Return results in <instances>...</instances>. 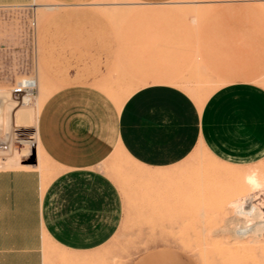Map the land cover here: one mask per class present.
Wrapping results in <instances>:
<instances>
[{
	"label": "rangeland",
	"instance_id": "374dc122",
	"mask_svg": "<svg viewBox=\"0 0 264 264\" xmlns=\"http://www.w3.org/2000/svg\"><path fill=\"white\" fill-rule=\"evenodd\" d=\"M194 1L202 0L159 5L95 0L81 7L8 0L10 6H0V170H11L7 160H22L27 151L28 170L40 173L42 187L62 172L47 158L39 138L25 144L17 128L25 125L23 132L34 133L50 96L68 87L98 88L118 107L155 83L179 86L198 101L240 80L264 88V55L255 56L253 73L233 80L229 56L194 52L212 51V33L220 36L230 29L214 22V5L195 6ZM250 12L246 4L229 2L217 10L229 21ZM253 13L259 23H240L239 31L264 24V11ZM203 33L211 37H197ZM22 78L37 81L30 91L34 108L22 106L12 93ZM35 109L39 114L34 117ZM22 113L31 119L21 118ZM204 147L199 143L183 160L160 169L141 166L116 149L101 169L122 196L121 224L91 256L93 263L77 259L71 264H264V217L263 224L251 222L255 231L244 235L239 232L245 224L231 222L233 203L247 195L256 213L264 214V159L230 166ZM46 247L53 255L67 254L54 244ZM52 264L69 263L57 258Z\"/></svg>",
	"mask_w": 264,
	"mask_h": 264
},
{
	"label": "crops",
	"instance_id": "0c3cea01",
	"mask_svg": "<svg viewBox=\"0 0 264 264\" xmlns=\"http://www.w3.org/2000/svg\"><path fill=\"white\" fill-rule=\"evenodd\" d=\"M7 1H0V6H10ZM51 1L81 7L95 0ZM136 1L159 5L174 0ZM228 2L246 4L251 12L224 19L217 10ZM192 4L214 5V22L230 26L220 36L217 30L212 33V51L194 52L229 56L227 69L234 72L233 80L253 73L255 56L264 55V24L262 31L256 25L239 31L238 24L259 23L253 12L262 14L264 0ZM97 89L65 88L51 95L40 111L39 142L47 158L62 169L46 189L36 169L0 170V264H52L57 258L69 264L77 259L93 263L91 256L109 242L123 218L122 196L101 169L118 148L135 163L153 169L173 166L199 143L230 166L264 159V88L252 80L225 84L203 101L171 83L150 84L120 107ZM47 242L67 254L53 255Z\"/></svg>",
	"mask_w": 264,
	"mask_h": 264
},
{
	"label": "bare ground",
	"instance_id": "6f19581e",
	"mask_svg": "<svg viewBox=\"0 0 264 264\" xmlns=\"http://www.w3.org/2000/svg\"><path fill=\"white\" fill-rule=\"evenodd\" d=\"M23 81H24L25 87L29 88L30 91L32 89L36 88V86H37V81L35 79L33 80L31 78H22V80L20 82H18V84L22 83ZM30 91L29 90L26 91L23 95H20V98H19V100H20L19 103L22 106H26L27 108L28 107L31 108L32 106L37 104L36 102H33L31 100ZM0 92H1V90H0ZM12 93H13V89H12ZM13 95L15 97H19V95H15V94H13ZM32 108H34V107H32ZM38 114H39V110L35 109V111L33 112V116L35 117ZM20 117L21 118H26V119H31V114L30 115H25V114L22 113ZM25 130H27V127H25V125L24 126H18V128H17V131L20 132L17 136H19V138L21 139V141L23 143H25V144L26 143H31V141H33V140H31V138H33V137L38 140L37 130L34 133L33 132H29V131L28 132H23ZM23 156H25V155H23ZM27 158L28 157H27V151H26V157L23 158V159L21 158L22 160L17 159V158L16 159L11 158V159L7 160V162H6L7 163V167L13 168V169H17V170L30 169V164L27 162ZM43 188L46 189L47 188V184H45ZM251 201H252V197L247 195L242 200H239V201L233 203V205H232V206H234V208H233L234 219H232L231 222H236L237 226L245 224V227H242L241 228L242 231L239 232L240 235L241 234H243V235L244 234H248L249 232L251 233V232L255 231V227H251L250 226L252 224L251 222L256 221V222H261V224H263L262 223L263 222L262 218L264 217L263 216L264 214L263 213H258L257 214L256 212H257L258 208L254 204H251ZM230 203H232V202H230ZM230 206H231V204H230ZM252 225H254V223ZM248 226H250V227L247 228ZM235 230H237V229H235ZM239 230H240V228H239ZM263 238L264 237H262V239Z\"/></svg>",
	"mask_w": 264,
	"mask_h": 264
},
{
	"label": "built area",
	"instance_id": "2783aa9c",
	"mask_svg": "<svg viewBox=\"0 0 264 264\" xmlns=\"http://www.w3.org/2000/svg\"><path fill=\"white\" fill-rule=\"evenodd\" d=\"M28 90L30 91L29 88L25 87V84H24V81H23L22 83L18 84L17 87H15L13 89V94L20 96V95H23Z\"/></svg>",
	"mask_w": 264,
	"mask_h": 264
}]
</instances>
